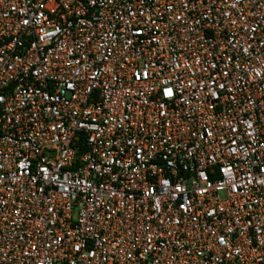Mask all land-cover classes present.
<instances>
[{
    "label": "built area",
    "instance_id": "built-area-1",
    "mask_svg": "<svg viewBox=\"0 0 264 264\" xmlns=\"http://www.w3.org/2000/svg\"><path fill=\"white\" fill-rule=\"evenodd\" d=\"M0 264H264V0H0Z\"/></svg>",
    "mask_w": 264,
    "mask_h": 264
}]
</instances>
